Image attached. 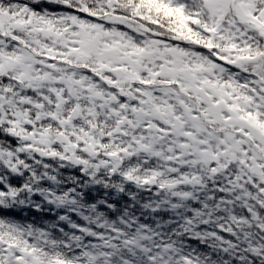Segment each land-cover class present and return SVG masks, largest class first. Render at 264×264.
Returning a JSON list of instances; mask_svg holds the SVG:
<instances>
[{
	"label": "snow or ice",
	"instance_id": "snow-or-ice-1",
	"mask_svg": "<svg viewBox=\"0 0 264 264\" xmlns=\"http://www.w3.org/2000/svg\"><path fill=\"white\" fill-rule=\"evenodd\" d=\"M0 264H264V0H0Z\"/></svg>",
	"mask_w": 264,
	"mask_h": 264
}]
</instances>
